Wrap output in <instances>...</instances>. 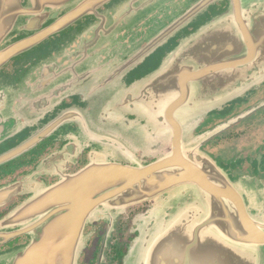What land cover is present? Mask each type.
<instances>
[{
    "label": "water",
    "instance_id": "obj_1",
    "mask_svg": "<svg viewBox=\"0 0 264 264\" xmlns=\"http://www.w3.org/2000/svg\"><path fill=\"white\" fill-rule=\"evenodd\" d=\"M171 3L0 0V63L107 6L94 29L52 39L19 60L13 74L0 73V146H10L0 163L26 148L30 138L19 137L31 128L35 139L56 133L65 138V146L36 172L55 167L68 153L76 155L85 141L97 144L83 168L61 175L54 185L21 180L4 187L12 192L30 183L36 190L0 219V245L28 232L29 216L37 220L31 241L0 251V264H78L89 240L86 224L110 221L145 201L150 206L138 215L124 264H264V184L234 177V164L217 163L199 146L248 112L193 135L208 115L225 112L264 83V0H231L218 20L125 86L128 74L143 63L138 23L166 22ZM138 6L144 7L142 14ZM93 31L99 32L94 42L81 38H91ZM128 51L138 59L126 61L124 75L119 62L105 55ZM87 70L93 71L89 77L83 74ZM94 78L104 80L96 89L84 85ZM68 94L83 95L85 107L52 115ZM138 153L155 160L146 162Z\"/></svg>",
    "mask_w": 264,
    "mask_h": 264
},
{
    "label": "flooded vegetation",
    "instance_id": "obj_2",
    "mask_svg": "<svg viewBox=\"0 0 264 264\" xmlns=\"http://www.w3.org/2000/svg\"><path fill=\"white\" fill-rule=\"evenodd\" d=\"M22 1L24 2V0ZM148 1L149 3L152 2V0ZM230 1L171 0V16H168L166 22H139L138 57H142L139 60H143V63L138 64L137 68L130 75L128 74L127 80L122 84L125 86L131 84L134 79H140L155 70L161 61L173 56L171 54L175 53L185 40H190L192 35L200 31L203 25L218 20V16L227 8ZM143 8V6H138V14H142ZM105 11H107V6L100 5L97 8L98 14H86L56 35L44 39L27 53L0 63V73L13 74L14 66L19 60L25 58L31 51H36L51 43L52 39H61L72 32L83 33L81 31L85 29H94L91 27H94L97 20L103 17L99 14ZM103 33L107 34L109 30H103ZM91 36V38L83 36L81 38L94 42L96 36H99V32L93 31ZM94 56L100 59V55H82L83 58L88 59H94ZM138 57H134L130 51L126 54L105 55L108 61L117 60L120 70L121 68L126 69L127 60L138 59ZM113 72L114 70L111 69L105 70L107 74ZM92 73V70H87L83 74L89 77ZM122 73L125 75L126 70ZM80 75L84 77L82 74ZM102 80L104 79L100 78L98 81L95 78L92 80L85 79L83 83L84 85L90 83L93 89H96L95 85H101ZM84 100L83 95L82 98L78 95H65L51 114L56 115L57 112L70 111L74 108L81 110L86 105ZM246 111L248 114L244 117L239 118L236 122H231L230 126L204 140L199 146L217 163L234 164L232 165L234 177H255L264 184V83L241 102H235L225 112L208 115L193 130V135L207 132L221 124H227ZM41 123L42 121L39 124ZM35 130V128L26 129L20 135L19 139L30 138L23 151L15 158L0 163V219L33 198L34 190H36L35 185L29 183L25 187H18L14 191L8 192L4 190L6 185L21 180L37 181L36 184L40 183L45 187L54 185L59 181L61 175L73 174L83 168L89 162L90 151L97 148L96 143L85 141L81 151L76 152V155L69 157L71 153H68V155L58 159V162L56 161L55 167L36 172L39 164L49 158L50 155L58 153L65 146V138L56 133L52 134V137L40 136L35 139L37 137L33 133ZM33 136L34 138H31ZM19 139L15 138V141ZM9 147V144L0 146V154ZM138 156H141L146 162L155 160L154 156L146 154L138 153ZM119 162L130 164L123 160ZM149 206L148 201L136 203L126 207L116 218L110 221L99 219L86 224L83 232L89 236V240L81 252L78 264H124L128 244L137 233L138 215L145 213ZM36 220L34 215L29 216L27 225L31 226L30 230L8 239L0 245V251L28 244L32 238L30 231L36 226Z\"/></svg>",
    "mask_w": 264,
    "mask_h": 264
}]
</instances>
